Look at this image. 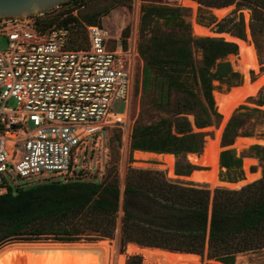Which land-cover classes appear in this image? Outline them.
I'll list each match as a JSON object with an SVG mask.
<instances>
[{
  "label": "trees",
  "instance_id": "16d2710c",
  "mask_svg": "<svg viewBox=\"0 0 264 264\" xmlns=\"http://www.w3.org/2000/svg\"><path fill=\"white\" fill-rule=\"evenodd\" d=\"M85 1L68 0L60 6L66 10L49 21L69 27L73 45L85 36L86 26H100L97 18L108 15L106 11L85 19L74 16L72 13L83 9ZM130 1L116 0L115 5L130 8ZM195 1L218 9L237 0ZM183 12L181 8L155 5L141 8L143 39L138 53L143 61L142 95L155 110L170 115L174 121L164 118L135 127L131 134L132 152L199 155L204 135L192 132L187 116H193L198 130L212 126V119L218 118L212 95L218 87L213 84L231 86L239 81V74L226 60L237 54V47L220 38L193 37ZM145 32L151 36L147 38ZM122 37L126 48L128 28ZM252 113H260L264 118L259 110ZM240 127L239 121L230 120L223 135L227 145L238 136L236 131ZM250 151L264 163V148L253 146ZM220 167L234 174L228 180L230 183L241 179L242 158L234 150L220 154ZM119 202L115 166L100 182L72 178L9 189L0 196V249L20 243L111 240L116 231ZM122 212L121 252L127 244H134L201 257L207 253L209 260L235 264L239 255L264 250V164L259 180L240 190L214 191L173 183L160 171L131 168L125 177ZM128 264L142 262L134 257Z\"/></svg>",
  "mask_w": 264,
  "mask_h": 264
},
{
  "label": "built area",
  "instance_id": "2783aa9c",
  "mask_svg": "<svg viewBox=\"0 0 264 264\" xmlns=\"http://www.w3.org/2000/svg\"><path fill=\"white\" fill-rule=\"evenodd\" d=\"M50 12L0 17V196L10 189L9 172L64 182L84 172L88 139L119 116L110 114L112 103L130 97L121 40L86 26L73 45L69 27L44 18Z\"/></svg>",
  "mask_w": 264,
  "mask_h": 264
},
{
  "label": "rangeland",
  "instance_id": "374dc122",
  "mask_svg": "<svg viewBox=\"0 0 264 264\" xmlns=\"http://www.w3.org/2000/svg\"><path fill=\"white\" fill-rule=\"evenodd\" d=\"M191 1L195 3V7H190L186 4H183V0H131V6L130 8H128L126 6H116V0H86L84 8L80 10L77 9L75 11V15H77L80 19H85L89 16H95L107 11V16H101L97 18L99 25L102 26V28H104L112 38L119 39L121 40V42L123 40L122 32L126 28L129 29V37L126 39L124 62L129 67L132 74V88L130 97L127 100L126 104L120 100H115L112 103L110 114H119V117L116 120H114L115 117H107V122H112L108 123L107 126L104 127V129L96 135L94 141H92L93 138L88 139L89 150L85 155L86 160L83 166L84 172L73 177L76 180L78 179L85 182H100L105 177V174H107L108 170H110L113 166L116 167L119 179L120 202L117 226L114 237L111 240H98L93 242L82 241L79 243H69V245H96L103 243L107 246L109 254H113V252L125 254L128 244L124 247V250L122 252L120 247L121 218L123 216L122 206L123 192L125 189V177L128 170L131 168L145 171H160L164 173L167 180L173 183L182 185H194L209 189L206 184H195L191 180L190 175L193 171H208L209 167L191 163L188 159L189 154L185 156L173 155V172L176 177L171 178L167 175L168 173L164 169L161 161L158 160L163 155L169 154L157 155L140 151L132 152L130 150L131 134L135 127L154 124L164 118L173 119V117H171L170 115H166L160 111L155 110L150 105L149 99H144L142 95L141 79L143 61L139 56L138 47L143 39L141 34V8L143 6L155 5L168 8L183 9V19L189 25L191 35L195 38H200L193 32V26L196 24L210 31L211 34H208V36H206L208 38L223 39L218 35L228 34L242 41L248 40L247 42H250L255 47V50H257L256 54L258 56V64L255 67L256 71L250 72L248 74V81L255 83L256 81H258L260 76L264 75V1L237 0L231 6L226 7L229 8V11L227 15L222 18H218L214 14L213 9L215 8L205 7L195 0ZM216 1L221 2V0ZM65 10L66 7L53 9L51 10L50 15H46L44 18H54L63 13ZM218 31L222 32L218 33ZM145 35L147 36V38L151 36L149 32H145ZM234 45L236 46V44ZM237 59L238 48L237 54L228 56L226 60L231 64L233 71L239 74V81L231 84V86L219 85L217 82H215L213 85L216 88L218 87V89H215L213 93L215 92L218 94H226L232 88L240 87L243 84V76L234 68V66L237 64ZM242 97L243 96H237L233 98V102L231 103L229 108V113L231 114H229V118L225 122H223V117L217 112L213 97L214 107L218 118L214 117L212 119V126L208 128L202 130L196 129L194 126L193 116H187V120L192 127V132L202 133L204 135L203 148L206 143L214 140L217 131L220 130L218 139L214 140V143L212 145V151L214 155L216 154L217 170L215 172V175L217 181H219V184L217 186H214L213 189H209L211 191H214L217 188L240 190L244 186H241L239 188H234L232 186L230 188L224 186L222 183H241L245 180L246 173L254 174L259 171L260 178L262 176V166L264 163L255 157V154L250 151V148L253 146H260L264 148V144H254L249 148L241 151L237 150L233 145L236 142V138H252L264 143V118L260 113H252V110H259L260 112L264 113V80L259 85V87L256 88L255 94L253 93V95L249 96L245 100H243ZM10 105L15 106V103H10ZM127 108V118L121 119V115L126 112ZM232 119L239 121L241 127L236 131L238 136L232 138V143L230 145H227L223 140V135L228 123ZM27 127L29 129L32 128L31 124L29 123L27 124ZM173 133H175L174 128ZM243 135H250V137H243ZM203 148L201 153L197 156L200 157L202 155ZM227 150H234L237 156L242 158V176L239 181L237 180L230 183L228 180L234 178V174L226 173V170L221 169L220 167V154ZM244 160H248L250 162L247 165L246 170H244L243 168V164L245 162ZM178 172L181 173V175H177ZM260 178L253 180L248 184L257 181ZM54 181H64V177L53 173H46L43 176L30 177L26 179H20L13 172H9V175H6V183L8 187L13 191L19 188L26 189L32 186L43 184L45 182ZM103 241H107L108 243H105ZM51 243L53 242L47 241L40 243L23 244L46 246L51 245ZM19 245L22 244L20 243ZM11 246H7V248ZM4 249V247L1 248L0 252ZM109 257L112 256L110 255ZM134 257H138L141 259L140 256H129L126 258L125 264H128V262ZM198 258L199 264H221L213 260H209L207 258V253H205L202 257L198 256ZM108 264L113 263L112 261H109ZM235 264H264V250L255 253L239 255L235 259Z\"/></svg>",
  "mask_w": 264,
  "mask_h": 264
},
{
  "label": "bare ground",
  "instance_id": "6f19581e",
  "mask_svg": "<svg viewBox=\"0 0 264 264\" xmlns=\"http://www.w3.org/2000/svg\"><path fill=\"white\" fill-rule=\"evenodd\" d=\"M183 4L195 7V3L191 0H183ZM213 11L218 18H222L227 15L229 8H218L213 9ZM193 32L199 37H206L208 34H211L208 29L196 24L193 26ZM218 36H221L226 42L236 44L238 48V59L234 68L243 76V84L240 87L232 88L226 94L213 93L217 112L223 117V122H225L229 118V114H231L229 113V108L233 102V98L243 96L242 99L245 100L253 95V93L255 94L256 88L264 80V75L260 76L255 83L248 81V74L255 72V67L258 64L257 50H255V47L250 42H247L248 40L242 41L228 34ZM128 108L121 115V119L127 118ZM118 117H115L114 120ZM110 122L112 121H108L107 124ZM219 132L220 130L217 131L214 140L218 139ZM214 140L204 145L203 153L200 157L195 154L188 155L191 163L209 167L208 171H193L190 175L191 180L195 184H206L209 189H213L214 186L219 184L215 175L217 170L216 154L214 155L212 151ZM254 144L263 145L264 143L252 138H236L233 146L241 151ZM158 160L161 161L168 176L171 178L176 177L173 172V155H163ZM244 161L243 168L246 170L250 162L248 160ZM258 178H260L259 171L254 174L246 173L245 180L241 183L222 184L230 188L232 186L239 188ZM110 255L112 257H109ZM133 255L140 256L143 264H199L198 256L170 253L160 249H146L134 244H128L125 254H119L117 252L109 254L107 246L103 243L96 245L51 244L46 246L17 244L5 248L0 252V264H108L109 261H112L113 264H125L126 258Z\"/></svg>",
  "mask_w": 264,
  "mask_h": 264
},
{
  "label": "water",
  "instance_id": "95a60500",
  "mask_svg": "<svg viewBox=\"0 0 264 264\" xmlns=\"http://www.w3.org/2000/svg\"><path fill=\"white\" fill-rule=\"evenodd\" d=\"M67 1L68 0H0V17L24 18V17L34 16L58 8ZM51 244H61V243H51ZM14 245L15 244H13L12 246ZM4 248H7V246H5ZM146 249H152V248H146ZM170 253H174V252H170ZM188 255H194V254H188Z\"/></svg>",
  "mask_w": 264,
  "mask_h": 264
}]
</instances>
